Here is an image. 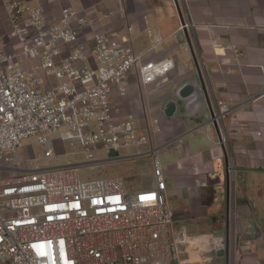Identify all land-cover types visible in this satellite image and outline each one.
<instances>
[{
  "label": "built area",
  "instance_id": "built-area-1",
  "mask_svg": "<svg viewBox=\"0 0 264 264\" xmlns=\"http://www.w3.org/2000/svg\"><path fill=\"white\" fill-rule=\"evenodd\" d=\"M59 4L0 0V170L13 174L0 178V264H182L192 252L212 262L225 239L176 232L158 150L112 101L114 88L127 94L124 80L136 65L146 86L167 81L174 60L142 61L130 44L132 25L126 34L94 32L88 48L79 37L95 19L70 6L55 17ZM162 42L156 36L153 47ZM216 108L221 130L230 106L219 100ZM24 139L42 154L20 158ZM70 140L81 145L83 163L126 148L152 156L154 185L130 191L121 176L81 180V163L63 162L70 153L57 147Z\"/></svg>",
  "mask_w": 264,
  "mask_h": 264
},
{
  "label": "crops",
  "instance_id": "crops-1",
  "mask_svg": "<svg viewBox=\"0 0 264 264\" xmlns=\"http://www.w3.org/2000/svg\"><path fill=\"white\" fill-rule=\"evenodd\" d=\"M178 1L193 52L175 0H60L51 10L59 17L60 7L70 6L95 19L80 33L83 44L92 43L94 32L126 34L132 25L130 44L142 61L174 60L167 81L146 86L136 65L124 80L127 94L113 89V104L135 112L136 124L144 114L157 122L149 146L159 157L162 149L177 151L165 175L182 229L197 236L213 229L225 235L228 228L229 264H264V0ZM109 11L113 16L99 19ZM158 35L163 42L154 48ZM199 73L215 105L230 106L220 124L225 143L213 124L204 125L193 97L176 95L188 81L201 87ZM121 158L141 157L135 149L113 159Z\"/></svg>",
  "mask_w": 264,
  "mask_h": 264
},
{
  "label": "rangeland",
  "instance_id": "rangeland-1",
  "mask_svg": "<svg viewBox=\"0 0 264 264\" xmlns=\"http://www.w3.org/2000/svg\"><path fill=\"white\" fill-rule=\"evenodd\" d=\"M84 45L90 48L92 46V43H88V44L86 43ZM31 63H36V62L32 61ZM121 107H118V108L120 109V114L122 116L126 114H133L135 116V119L138 120L139 117L138 116L136 117L135 112H133L129 108L124 109L123 106ZM137 125L140 126V130H142V132H145L151 135L152 132H155V127H157V122L153 118L149 117L147 114H144L141 117V120L137 122ZM201 138L205 139L206 136L203 134ZM191 139H195V137L192 136ZM195 142H197V140H195ZM57 147L59 151H65V152L70 153L69 156H66L63 159V162H66L69 159H72L74 161L81 163L75 166L78 170L79 177L81 180H94V179H101V178L121 175L125 179V182H124L125 186L130 191L149 188V187H152L154 184L155 173L153 170V157L152 156L141 157L139 159L137 158L136 159H125V158L113 159L115 156H118L121 153L131 152L135 150V148H126V149L120 150L119 152L111 151L109 153L100 151L98 153L99 159L100 158H109V159L104 160V161H98V162L83 163L87 159L85 155L82 153V147L77 140H70L64 143L58 142ZM178 150H181V149H178ZM72 152H78V155L75 156L72 154ZM17 154L20 158L37 157L42 154V147L39 144L32 143L30 139H24L23 147H21L18 150ZM176 157H178L177 151H172L170 149H162L160 151V160L162 162V167H163L164 172L169 167V163L173 162L176 159ZM11 175L13 174L0 170V178L9 177ZM166 180L167 182L169 181L167 177H166ZM167 200L169 203L168 196H167ZM173 225L178 234L184 231L179 221L174 219ZM169 229H170L171 236H172V226L171 225L169 226ZM212 231L215 233L217 237H220V238L225 237L224 234L220 233V230L213 229ZM198 256L199 258L194 259V260L192 259L191 255L189 257L180 256V259L182 260V264H224V259H222V257H219L218 255H214L215 260L212 262H207L199 254Z\"/></svg>",
  "mask_w": 264,
  "mask_h": 264
},
{
  "label": "water",
  "instance_id": "water-1",
  "mask_svg": "<svg viewBox=\"0 0 264 264\" xmlns=\"http://www.w3.org/2000/svg\"><path fill=\"white\" fill-rule=\"evenodd\" d=\"M175 3L177 5V9L179 11V15L181 17L182 23H184V17L182 14V10L180 8V4L178 0H175ZM184 31V35L185 38L188 42V44L191 46V50L193 52V47H192V42H191V38L190 35L188 33V31L186 29H183ZM181 33V32H180ZM193 58H194V62L197 66V69L199 68V64L197 61V58L195 57V54L193 53ZM200 72V71H199ZM199 78L201 81V87H199L196 82L193 81H188L186 82L179 90H177L176 95L183 101H186L189 97H193V103L199 104L201 106V108L204 110V112L200 114V118L202 120V122L205 124H213L217 130L218 133H220L219 136H221V131H220V126H219V122L216 119V115H217V108L215 103L211 100L205 84H203V79L201 74L199 73ZM197 112L200 113V111L198 110ZM202 125V126H204ZM228 181V180H227ZM227 202H226V207H227V212L229 211V187H227ZM222 233V232H220ZM223 239H225L226 242V248L225 249H221L220 251H218L216 254H211V256L213 257V261L215 260V256L214 255H218L219 257H222V259L225 260V264H229V260H230V235H229V230L227 228L225 237H221Z\"/></svg>",
  "mask_w": 264,
  "mask_h": 264
},
{
  "label": "bare ground",
  "instance_id": "bare-ground-1",
  "mask_svg": "<svg viewBox=\"0 0 264 264\" xmlns=\"http://www.w3.org/2000/svg\"><path fill=\"white\" fill-rule=\"evenodd\" d=\"M191 256H192V259H193V260L199 258L198 254L195 253V252H192V253H191Z\"/></svg>",
  "mask_w": 264,
  "mask_h": 264
}]
</instances>
